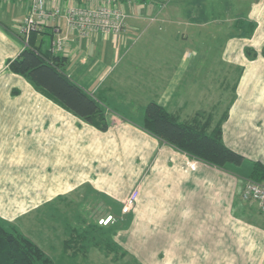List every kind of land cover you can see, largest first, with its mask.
Here are the masks:
<instances>
[{"label":"crops","instance_id":"0c3cea01","mask_svg":"<svg viewBox=\"0 0 264 264\" xmlns=\"http://www.w3.org/2000/svg\"><path fill=\"white\" fill-rule=\"evenodd\" d=\"M10 1L0 0V218L35 215V235L63 237L65 253L113 220L101 219L121 215L136 192L114 239L138 262L264 264V214L242 199L252 163H264V0H119L126 30L92 39L69 33L65 22L43 27L36 44L50 53L65 38L64 50L51 54L64 57L67 75L106 109L107 131L9 69L25 47L10 29L29 11L28 2ZM219 7L229 15L220 18ZM239 20L256 24L252 36ZM190 37L196 48L178 45ZM230 77L223 140L244 156L241 165L192 158L144 128L156 102L182 122L211 121L212 130L222 117L220 81L228 92Z\"/></svg>","mask_w":264,"mask_h":264},{"label":"trees","instance_id":"16d2710c","mask_svg":"<svg viewBox=\"0 0 264 264\" xmlns=\"http://www.w3.org/2000/svg\"><path fill=\"white\" fill-rule=\"evenodd\" d=\"M243 25H249L245 28V35L252 36L256 24L240 23V26ZM38 32H33L28 45L8 62L9 69L26 78L36 90L64 109L99 130L107 131L109 123L106 109L67 75L64 57L52 55L50 50V53L43 51L36 44L35 36ZM246 55L255 59L258 53H251L247 49ZM227 116L228 110L211 130V121L205 124L198 121L182 122L163 106L150 102L145 110L144 128L192 158L231 170L230 165H241L245 158L229 148L223 140L222 123ZM245 177L264 183V163L253 162L250 173ZM0 264H54V260L14 224L0 218Z\"/></svg>","mask_w":264,"mask_h":264},{"label":"built area","instance_id":"2783aa9c","mask_svg":"<svg viewBox=\"0 0 264 264\" xmlns=\"http://www.w3.org/2000/svg\"><path fill=\"white\" fill-rule=\"evenodd\" d=\"M7 2L10 0H6ZM28 2V13L14 23L16 37L28 45L33 32L40 31L52 23L54 28L61 27L65 22L69 33H78L86 39H92L99 34H122L127 28L128 14L119 0H18ZM65 48V38L59 37L52 42V52H60ZM245 185L242 199L245 202L256 203L264 214V183L251 178H244ZM136 192L128 199L124 212L130 210L136 199ZM112 216L99 221L108 225Z\"/></svg>","mask_w":264,"mask_h":264},{"label":"rangeland","instance_id":"374dc122","mask_svg":"<svg viewBox=\"0 0 264 264\" xmlns=\"http://www.w3.org/2000/svg\"><path fill=\"white\" fill-rule=\"evenodd\" d=\"M18 1V0H17ZM19 2V1H18ZM12 1H9L8 4H12ZM217 10H219V17L223 19L221 16L224 11L225 13L223 16H227V10H225L223 7H219ZM227 18V17H226ZM229 19V18H227ZM240 21V20H239ZM233 21H230L229 24H232ZM241 23V21H240ZM216 26V25H214ZM242 32V30H240ZM182 37V36H181ZM170 41V40H169ZM207 41L205 40L204 43ZM200 41L195 38H188L187 40H182L180 39L178 41V45L182 47H186V49H194L196 46H198ZM218 45H217V44ZM223 44V42H222ZM221 40L213 41L212 40V46H217L220 47ZM207 57V56H206ZM210 57V56H209ZM220 58V56H219ZM197 59V58H196ZM198 62V59H197ZM221 63V60H220ZM222 69V68H220ZM240 70L236 69L233 74H234V81L235 83L237 82V79L239 77ZM224 74V70L222 69L220 71V75ZM221 77V76H220ZM220 95L225 97L224 104L220 105V115H222V108L224 105L227 103V101L230 99L232 96V86H231V77L229 80V90L228 92L225 90L224 83L220 81ZM224 90V91H223ZM221 118V117H220ZM134 121L141 122L139 119H134ZM117 211L118 209H114ZM130 211L127 212H122L121 215L119 214H113L111 215L113 220L111 223L107 226L104 227L103 229H99L96 227V230H92V235L90 234V239L88 241H82V240H77L75 241V245H72V247L69 248V250L65 251L63 253L62 247H59L57 243H62L63 237L60 239H45L43 237V240H40V237H37L35 235V215L30 214L27 216H24L23 218L12 221V222H7L11 225H15L20 232H22L24 235L29 237L32 241L36 243V241H41L45 244L46 247L44 249L48 252H46L40 245V247L54 260V264H143L141 262H138L129 252L125 251L123 248H121L118 243L114 239V233L120 228H122L130 219ZM125 214V215H124ZM49 220V219H48ZM98 221V220H97ZM46 226L44 224L43 230L50 234V229H51V221H46ZM48 228H50L48 230ZM54 229L57 230V223L54 222ZM49 231V232H48ZM94 231V232H93ZM77 234V232H76ZM76 236V235H75ZM45 239V240H44ZM36 240V241H35ZM54 248V249H53ZM126 252L125 254L123 252ZM62 252V253H61Z\"/></svg>","mask_w":264,"mask_h":264},{"label":"bare ground","instance_id":"6f19581e","mask_svg":"<svg viewBox=\"0 0 264 264\" xmlns=\"http://www.w3.org/2000/svg\"><path fill=\"white\" fill-rule=\"evenodd\" d=\"M113 219V218H112Z\"/></svg>","mask_w":264,"mask_h":264}]
</instances>
